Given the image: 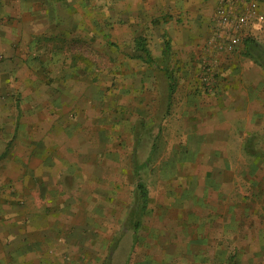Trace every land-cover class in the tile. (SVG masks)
Here are the masks:
<instances>
[{
	"label": "crops",
	"instance_id": "crops-1",
	"mask_svg": "<svg viewBox=\"0 0 264 264\" xmlns=\"http://www.w3.org/2000/svg\"><path fill=\"white\" fill-rule=\"evenodd\" d=\"M219 1L168 0L178 7L168 8L169 27L182 61L203 55L214 28L224 35L213 22ZM44 7L45 0H0V264L118 260L128 254V238L159 236L150 228L144 235L153 182L161 205L182 208L186 223H199V230L186 224L188 264H264V39L256 40L254 30L230 41L221 36L216 61L232 64L221 69L230 82L215 100L192 82L172 88L167 133L153 138L143 161L136 125L144 117V93L154 102L158 89L144 86L139 66V85L119 87L111 74L84 68L86 60L48 36ZM256 19L250 11L239 32L253 29ZM140 183L149 195L145 212H139ZM191 205L221 208L218 236L208 220L201 224L208 215L190 212L188 220ZM230 240L231 249L222 251Z\"/></svg>",
	"mask_w": 264,
	"mask_h": 264
},
{
	"label": "rangeland",
	"instance_id": "rangeland-1",
	"mask_svg": "<svg viewBox=\"0 0 264 264\" xmlns=\"http://www.w3.org/2000/svg\"><path fill=\"white\" fill-rule=\"evenodd\" d=\"M220 1L214 10L215 25L220 24L219 16H216L223 8L232 10L229 12L230 21L227 23L230 25L236 23L239 18L247 16L252 10L257 18L254 28L246 26L239 32L236 28L231 29L232 27L225 24L223 36L214 28V31L209 32L205 37L210 40L206 50L201 49L203 55L191 62L190 60L184 62L181 59L183 56L181 50L177 51L179 49L171 45L172 33L169 24L174 16L168 10L169 7L173 8L168 0H51V2L45 0L43 9L48 18V36L53 41L57 40L59 45L68 46L80 59L86 60L87 64L83 65L84 68L89 67L90 72L96 71L101 75L111 74L112 85L119 87L123 81L128 85H139L135 71L140 67L144 73V86H155L158 89L154 102L149 91L144 93V117L138 120L136 125L138 136L143 138V143H139L141 144L139 155L143 161H147L151 156L153 138L157 134L167 133L164 123L168 118V92L171 96L175 93L172 88L192 82L197 91L204 92L209 95L208 98L215 100L219 95L220 87L230 82L228 78L221 79V69L225 66L229 68L232 64H221L219 59L216 61L218 53L216 46L219 45L220 39L223 37L230 41L236 38L237 34L240 37L243 34L245 37L251 30H254L256 40L264 39V0ZM177 8L174 4L173 9ZM179 21H183V18ZM69 25L73 28L69 29ZM71 38L74 44L66 45V41ZM139 40L144 43L142 48L139 47L142 44ZM167 42L170 43L169 50L165 47ZM143 48H146V52L156 59V63L149 64L146 53L142 51ZM169 75L173 77L170 78ZM150 169V164L147 167L145 164L142 174L144 182L148 185L152 178ZM156 184L157 182L155 184L153 182L155 204L147 217L148 229L144 230V235H147L150 229H154L153 231L159 230V236L154 240L146 237L128 238L126 242L128 254L119 255L116 261L110 256L104 264H188L190 262L187 258L190 243L184 234L186 224L190 223L184 221L182 208L168 210L161 205L164 199L161 198V190ZM212 198L210 200H214ZM226 210L223 208L222 211L226 212ZM219 211H221L220 207L191 205L187 208L188 220L190 212H194L198 219L200 216L208 215V219L200 218L201 224L204 226L203 220H208V230L212 231V236H218L219 224L217 228L215 216ZM195 222L189 227L192 230H199V223ZM257 227L259 228L260 224ZM119 243L120 236L113 241L112 249L117 248ZM122 243L125 245L124 241ZM230 244L231 240L225 247L223 246L222 251L230 247ZM211 249V252H216L215 245ZM224 256L223 254L219 256L220 261L226 259Z\"/></svg>",
	"mask_w": 264,
	"mask_h": 264
},
{
	"label": "trees",
	"instance_id": "trees-1",
	"mask_svg": "<svg viewBox=\"0 0 264 264\" xmlns=\"http://www.w3.org/2000/svg\"><path fill=\"white\" fill-rule=\"evenodd\" d=\"M46 1L51 2V0H46ZM139 41L142 42V44H143V45L142 44L139 45V47L142 48L144 46V43L141 40H139ZM165 47H167V50H169L170 49V43L169 42L165 43ZM142 51H144L146 53L149 64L152 65V64L157 62L155 58H153L148 52H146V48H143ZM164 56H165V54H164ZM139 190H140V194H141L140 202H142V203L140 205V209L139 208L138 209H139V212H145L147 209L148 197H149L148 190H147L146 185L144 183L139 184ZM232 260L234 261V257H231V262H233Z\"/></svg>",
	"mask_w": 264,
	"mask_h": 264
},
{
	"label": "built area",
	"instance_id": "built-area-1",
	"mask_svg": "<svg viewBox=\"0 0 264 264\" xmlns=\"http://www.w3.org/2000/svg\"><path fill=\"white\" fill-rule=\"evenodd\" d=\"M232 10L231 9H221V11H219V25L220 27H222V29L224 30L226 25H229L230 27H232L231 29L236 28L237 30L239 29V26L241 25V23H244L247 20V16L241 17L239 18V20H236V23L234 22V24H227L230 21V13ZM252 11V10H251ZM250 13V11H249ZM226 24V25H225ZM233 37V36H232ZM229 48V46H228Z\"/></svg>",
	"mask_w": 264,
	"mask_h": 264
}]
</instances>
